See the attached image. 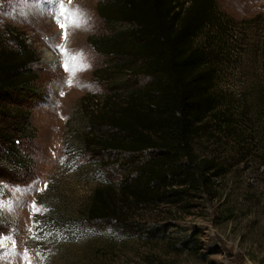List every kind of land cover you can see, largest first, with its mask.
<instances>
[{
	"label": "trees",
	"instance_id": "16d2710c",
	"mask_svg": "<svg viewBox=\"0 0 264 264\" xmlns=\"http://www.w3.org/2000/svg\"><path fill=\"white\" fill-rule=\"evenodd\" d=\"M96 13L104 31L88 42L102 63L92 74L106 91L73 144L95 182L73 210L64 200L50 204L38 227L80 236L86 258L63 264H113L133 244L194 256L205 232L179 222L220 174L213 159L197 155L195 139L218 118L227 45H245L242 31L262 17L236 20L216 0H99ZM37 60L20 33L0 39V187L25 185L36 172ZM60 243L52 240L55 253Z\"/></svg>",
	"mask_w": 264,
	"mask_h": 264
},
{
	"label": "rangeland",
	"instance_id": "374dc122",
	"mask_svg": "<svg viewBox=\"0 0 264 264\" xmlns=\"http://www.w3.org/2000/svg\"><path fill=\"white\" fill-rule=\"evenodd\" d=\"M98 1L62 0L70 10L79 8L87 21L82 27L67 28V49L82 52L90 65L78 71L69 86L70 73L61 67L63 58L52 47L64 43L55 18L61 0H0V39L16 31L35 51L37 87L43 95L34 102L32 114L37 129L31 145L35 175L26 176L25 185L0 187V264H63L66 259L73 263L76 256L86 258L83 245L76 242L80 236L43 235L38 226L50 204L64 200L73 210L95 182L92 170L81 169L85 159L73 144L83 116L97 109L95 100L106 91L93 78L102 58L88 42V37L104 31L96 13ZM216 2L236 20L259 15L262 21L242 31L245 45H227V60L217 80L218 118L209 119L195 139L197 155L213 159L220 168L210 194L198 198L192 215L179 222L203 229L202 251L190 256L168 253L163 245L133 244L113 264H264V0ZM175 217L167 215L160 226H168ZM54 239L63 246L59 253L50 246ZM151 256L156 262H148Z\"/></svg>",
	"mask_w": 264,
	"mask_h": 264
},
{
	"label": "snow or ice",
	"instance_id": "6c2138e0",
	"mask_svg": "<svg viewBox=\"0 0 264 264\" xmlns=\"http://www.w3.org/2000/svg\"><path fill=\"white\" fill-rule=\"evenodd\" d=\"M55 18L58 27L62 30L61 35L64 41L60 45H52L54 51H58L62 56L61 67L70 73L69 79L66 83L71 86L74 83L75 74L78 71L86 70L90 65L85 61L82 52L70 53L66 47L67 38H68V27H82L86 24L85 14L79 9H68L64 7L62 0L58 11L55 13ZM63 95V93H61ZM38 211V209H37Z\"/></svg>",
	"mask_w": 264,
	"mask_h": 264
}]
</instances>
